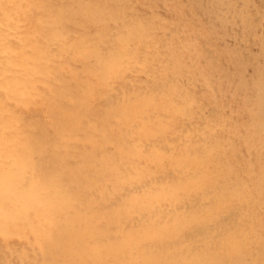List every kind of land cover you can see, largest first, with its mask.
I'll return each instance as SVG.
<instances>
[{
  "label": "bare ground",
  "instance_id": "bare-ground-1",
  "mask_svg": "<svg viewBox=\"0 0 264 264\" xmlns=\"http://www.w3.org/2000/svg\"><path fill=\"white\" fill-rule=\"evenodd\" d=\"M31 2L0 0V264H264L260 197L264 187L257 176L262 175L263 161L253 187H239L234 183L236 179L227 187L223 185V195L219 194L218 199L216 193L211 195L214 190L209 187L215 186L216 166L228 162L215 156L219 152L223 156L226 147L211 146L207 139L209 143L203 142L206 148L201 147L202 158L200 153L197 155L196 148L201 152L197 139L203 136L199 137L203 115L183 113L184 102L179 96L175 103L169 100L172 94L164 91L166 83L161 85L165 81L161 74L169 69L168 65H159L158 76L144 71L145 80L137 74L144 65L150 69V59L156 58L162 44L158 43L160 48L150 55V51L131 42L134 31L130 33L125 24H119V29L106 32L112 50L103 56L107 45L100 43L99 51L94 50L96 43L84 40L90 37L86 30L85 37L77 34L86 44L81 47L80 41L77 46L72 41L81 39L74 36L78 30L77 26L73 29L74 23L69 28L63 24L51 28L49 17L47 20L43 15L45 21L39 16L40 11L46 14L45 10L39 11ZM55 10L50 11L59 8ZM94 10L100 13L99 8ZM81 15L79 20H83ZM67 16L62 20L66 21ZM77 49L82 50L81 55ZM181 49L187 50L185 45ZM89 52L94 54L91 58ZM75 63L81 65L80 70ZM70 89L76 90L75 97L69 95ZM254 103L252 108L257 106ZM179 113L191 126L189 130L188 125L184 130L169 122ZM256 115L258 128L253 121L252 125L260 145L264 118ZM208 117L212 121V116ZM210 128L208 133L214 130ZM209 136L215 138L213 132ZM250 144L248 148H258ZM230 152L227 160L234 157ZM227 164L221 169L230 167ZM59 168L64 169L62 176ZM230 171L219 176L230 179ZM76 185L78 188L71 191ZM203 186L208 194L202 191ZM254 191L258 197L250 200L249 194ZM231 200L240 205L235 208ZM216 204L233 210L222 215L227 211H218L221 208Z\"/></svg>",
  "mask_w": 264,
  "mask_h": 264
},
{
  "label": "rangeland",
  "instance_id": "rangeland-1",
  "mask_svg": "<svg viewBox=\"0 0 264 264\" xmlns=\"http://www.w3.org/2000/svg\"><path fill=\"white\" fill-rule=\"evenodd\" d=\"M45 1L47 2V0H37V2H36V0H32V2H31L33 4L34 8L39 9V11H40V9L45 10L46 14H48V15H46V14H44V11H40L39 16H41V20L44 19L46 21L45 18H47V20H48V17H49V19H50L49 25L51 26V28H54L56 26H57L56 28H58V26L60 28L61 24H63L62 26L67 27V28L74 25L73 29H75V27L77 26L76 28L78 30L75 29L77 31H76V34L74 36L75 37L77 36V39L79 37V39H81V40L75 39L72 41V43L77 44V46H78V44H80V41H81V47H83L82 43L84 45L86 44L85 41H82L83 40L82 36L83 37L86 36V33H84V32H86V30H87V33L91 38L89 37L88 38L89 40H88L85 37L86 39L84 38V40L94 42V44L96 43L97 46H96V49L94 48V50L99 51V48H100L99 45L101 43L103 45H107V47H108V48L107 47L105 48L106 50H103V56L107 53H111L112 47L110 45L111 43L108 41V38L106 36V32L108 34L109 29H115L116 27H120V26L123 27L122 25L125 24L126 25L125 28H128L129 31L131 30L130 33H133V31H134V34L131 35L132 36L131 42H134L135 43L134 45H138V46L140 45L139 47L144 48L146 51H150L151 52L150 55H152V53L158 51V48L162 47L159 49V52L162 51L161 54L158 52L157 53L158 55L156 56V58L152 57L150 59V61H151V62H149L150 63L149 64L150 69L148 67L146 68V66L144 65L143 67H141V69L138 71L137 74H140V77L145 80L146 72L148 73L149 70L151 71V74L158 76V75H160L159 74L160 73L159 72V70H160L159 65L160 64L168 65L169 69L166 72H163V74H161V75H163L164 80H165L163 83H161V85L166 83L164 91L168 92L169 94L170 93L172 94V97L169 100L171 102L175 103L177 96H179L180 99L183 100L182 102H184V105L182 106L183 107L182 109L184 110L183 113H185V112L187 113L188 111H192V112H196V114H199V116L203 115L201 117V119L203 118L204 125L202 124V126L206 127L208 124H210L211 128L214 127L213 128L214 130L213 131L209 130V133L206 130H208V128H210V126L208 128L207 127L206 128L200 127L201 131L199 130V137H200V135H203V136H201L200 139H197V142L200 143L199 148H200L201 152H199L196 148L197 155H198V153H200L199 155L201 157L202 156L201 154L203 152L201 149L206 148L203 146L204 143H205L204 145H206L207 143H209V141H211V146L213 144H215L218 147H221L222 145L224 148L226 147L225 150H222L224 153L223 156L220 154V152L215 156L216 158L219 157L220 158V159L218 158L219 160L225 159L226 162L228 161L227 162L228 164L223 163V165H222L221 163H218L219 165L216 166L215 174H217V175H216V179H215V186L213 188L209 187V188H211L210 191H212V189L214 190V192L211 195L216 193L215 195H218V196H216L218 199L219 196L223 195L222 191L225 189V188L223 189V185H224V187H227L228 184H230L229 182L234 181L236 179L237 180L234 181V183L239 187H241L242 184H245V185L247 184L248 187H253L252 185L256 180L255 179L256 175L260 172L258 169H260L262 161H263L262 162V175L259 173L257 176H260V179L263 180V182L260 180L259 184L262 182V184H263L262 186L264 187V179H262V178H264V174H263L264 173V170H263L264 169V131H263L264 130V123L262 124V132H263L262 133V140L263 141L261 142V144L263 146H261V144L258 145L259 144L258 138H256V134L254 133L255 131H253V130H256V128L254 127L255 129H253V125H252L254 120H257L256 118L258 116L256 114H258V115L262 114L261 118L262 117L264 118V116H263L264 115V85H263L264 83L262 82L264 80V76H263L264 75V61H263L264 60V54H263L264 53V0H127V1L126 0H119V2H118V0H110V2H109V0H107V1L104 0L105 1L104 3H107V4L102 3L103 0L102 1L90 0V2H88V0H73V1L72 0H65V1L61 0V2H60V0L59 1L58 0H55V1L54 0H52V1L48 0V3H46ZM124 1H126V2H124ZM52 2L54 4H51ZM55 2H57V3H55ZM94 2H96V3H94ZM58 3H60V6ZM85 3H87L88 5H90V4H92V5L87 6V4H85ZM111 3H113L112 6H111ZM43 4H45L46 8L44 7ZM47 4H50L48 8H47V6H48ZM55 4L58 5L59 10H57L58 8H57V5H55ZM97 4H98V6H96ZM114 4L118 8H116ZM130 4H131V7L129 6ZM99 5H100V7H99ZM105 5L106 6L108 5L111 8L108 6L106 7ZM127 5L129 8L126 7ZM170 5H172V6H170ZM77 6H78V8H77ZM92 6H95L96 8L95 7L93 8ZM90 7H92V9ZM103 7L104 8L106 7L107 10H105L106 8L104 9ZM53 8H54V10L56 9L57 11L55 10L56 12L51 13L52 11H54ZM98 8L100 9V13H98L99 11L94 10V9H98ZM178 8H180V10ZM49 9L52 11H50ZM131 9H132V12H131ZM60 10H61V12H60ZM67 11H68V13H67ZM72 11H74L75 13L77 12V15H76L77 17L75 16L77 19L74 18V16H73L74 12L72 13ZM106 11H108V13H106ZM48 12L51 14H49ZM63 12L66 14L63 15L64 14ZM124 12H125V15H124ZM145 12L147 14H145V16L143 17ZM149 12H150L151 17L149 16ZM151 12L152 13L155 12L157 14H155V13L151 14ZM175 12H176V14H178V16L175 14ZM55 13L57 14V16ZM75 13H74V15H75ZM105 13L107 15H105ZM60 14H62V15H60ZM79 14L80 15L82 14L81 16H83V20H79L82 18V17H80ZM43 15L45 16V18ZM49 15H51V18ZM84 15L88 18V20H87L88 22L84 19V18H86ZM127 15H133V16H127ZM135 15H136V17H135ZM66 16H67V20L66 21H64L65 19L62 20L61 17L66 18ZM88 16L91 18H89ZM122 17L125 19H123ZM155 17H157V18H155ZM178 17L181 18L182 20L179 19ZM72 18H73V20H72ZM100 18H101V21L95 20V19L99 20ZM130 18H132V19H130ZM68 19H70V20H68ZM61 20H62V22H61ZM139 20H140V22L138 23ZM79 21H81V22L78 23ZM91 21H92V23H91ZM96 21L99 23H97ZM190 21H191V23H190ZM122 22H126V23H122ZM93 23H95V24H93ZM100 23H102V24H100ZM155 23H157V24L155 25ZM54 24L56 26H52ZM81 24L91 25L90 26L91 28L87 27L85 25L83 26ZM111 24H112V26L109 27ZM119 24H120V26H119ZM128 24H130V25H128ZM145 24L149 25V26L147 27ZM103 25H104V27L102 28ZM143 25H145V26L143 27ZM96 26H98L97 28L99 30L96 29ZM183 26H185V27H183ZM45 27L48 28L47 25ZM45 27H43V28H45ZM106 27H108V28L105 29ZM169 27H171V28H169ZM79 29L82 32L83 31L84 32L82 33ZM116 29H119V28H116ZM138 29L141 31H139ZM175 29H176V31H175ZM159 30H160V32H159ZM102 31L104 34H102ZM202 32H203L204 36L201 35ZM77 34L82 35L81 38ZM143 34H145V35L147 34V35L144 37ZM153 34H156L157 37ZM112 36H113V34H111V37ZM259 36H261V37H259ZM104 37L107 40H105ZM161 37H162V39H159ZM180 38H181V42L179 40ZM94 39L96 41H94ZM174 39H175V41H174ZM105 41H107V42L103 43ZM143 42H145V43H143ZM148 42H150L149 47H148ZM158 43L160 45L161 44L162 45L159 47ZM90 45H92V44H90ZM183 45L186 46L187 50L181 49V47H183ZM130 46H133L132 43H130ZM165 47H167V48H165ZM156 48H157V50H156ZM164 50H166L167 55H166V52H164ZM80 51H82V50L81 49L76 50V52L78 54H80ZM136 51L140 52L142 50H138L136 48ZM171 52L173 53L174 58H173ZM91 54L94 55L92 52H89V58H91V56H92ZM82 55H85V53L82 52ZM145 55H147V54H145ZM184 55H187V56H184ZM192 56H193V58H192ZM161 58L162 59L164 58L163 62L161 61ZM92 59H94V58H92ZM174 59H175V61H174ZM155 60H157L158 62ZM70 62H72V61H70ZM152 64H155V65H152ZM74 66H76L79 70L81 68V65L79 64V66H80L79 67L78 63H75ZM174 66H175V68H173ZM144 67H145V69H144ZM151 69L153 70V72ZM144 71H146V72H144ZM261 71H263L262 72L263 75H262ZM171 72H172V74H171ZM182 73H183L184 77L181 75ZM204 74L205 75L207 74L206 77L204 76ZM232 74H233V76H232ZM222 76H223V78H222ZM259 78H261V79L259 80ZM259 81H261V82H259ZM256 82H258V83H256ZM260 83L262 84V88H260L261 91L259 90V88H257V87H261L259 85ZM69 85L71 87H73V85H71V84H69ZM175 87H177V88L175 89ZM70 91L71 92L69 93V95H72V97H75V94H77L76 90L70 89ZM73 91H75V92L72 93ZM258 96H263V97L261 98ZM259 99L263 103L262 102L259 103L260 102L259 101L257 104V101ZM261 99H263V100H261ZM254 102H256V103H254ZM253 103L255 106L256 105L257 106L252 108ZM260 104H262V105H260ZM260 106H262L263 111L258 110V109H260ZM200 110H202V111H200ZM229 110L230 111L232 110L231 111L232 114H230ZM249 112H251V113H249ZM208 115L210 117L212 116V118H213L212 121H209L211 118L208 119L209 118ZM221 115H222V117H223V115H225L224 116L225 120L223 119L225 122H223L224 124L221 123V125H219L220 121L221 122L223 121L221 119L222 118ZM175 116L172 117V119H171L172 121L169 120V122L173 125L175 123L178 125H181V127L185 128L184 130H186L188 124L186 121H184L185 119H183V118H185V116L182 115V113H179V116H177V117H175ZM254 116H255V119H254ZM259 118H260V116H259ZM207 122H208V124H207ZM256 122H258V121H256ZM262 122H264V120ZM212 123H214V124H212ZM235 124H236V126H235ZM182 125H184V126H182ZM251 125H252V128H251ZM255 125H256V123H255ZM256 127L258 128V125H256ZM190 128H191V126L188 125L187 130H189ZM248 128H250L251 130L250 131L247 130ZM202 129L203 130L205 129L204 132ZM211 131L214 133L215 138H213V136H209V134L212 133ZM252 131L254 134L252 133ZM231 132H232V134H231ZM204 133L206 135L208 134V136L204 137ZM246 133H248L249 137ZM252 135L255 137L253 138ZM100 136H103V135H100ZM101 138H103V137H101ZM207 139H209L208 142H206ZM250 139H253L254 141H255V139H257V140L255 142H253V140H250ZM243 140H245L246 143L249 142V146H247L248 143L245 145ZM224 141L227 142L228 145H225L226 143ZM222 143H224V144H222ZM250 143H252V145L254 143L257 144L259 150H258V148H256L257 146L254 147L256 150L253 149V146H255V145H253L252 148H248L251 145ZM242 145H245L246 147L242 146ZM227 148H229V149H227ZM248 149H250V150H248ZM217 150H219V148ZM226 150L228 152L232 151L234 153L233 154L234 157H232L231 160H230V158H228V160H227V155L229 154L231 156L232 154H230L231 152L225 153ZM234 150H235V152H234ZM236 150H238L239 152ZM254 150L259 151L258 152L260 155L259 158L257 157L258 153H255ZM249 151L251 154L249 153ZM246 152L248 153V155ZM243 153H244V155H242ZM249 156L251 159H249ZM254 156H256V157H254ZM234 159H236V160H234ZM246 159H248V160L246 161ZM258 160L259 161L261 160V161L259 162ZM255 161H258V162L256 163ZM235 162L236 163L239 162V164L237 165V164H235ZM246 162L251 163V164L253 163L252 164L253 166L251 164L247 165ZM226 164L229 165L230 167L227 166L228 168H226L224 170L221 169ZM239 165L241 166V168ZM220 166H222V167H220ZM249 166H250V168L251 167H253V168L252 169L247 168ZM45 167H46V169H50L51 166H48V167L45 166ZM59 169H58V172H59V174L61 173L60 176H62L64 169H61V168H59ZM227 170H229V171L232 170L228 174L229 176H227V177H230L231 180L229 178L228 179L227 178L222 179L223 177H220L221 174L223 175V172L225 173V171L227 172ZM242 172H243V174H242ZM253 172L255 174H253ZM234 173L238 175V176L235 175V176H237L235 179H234ZM219 174H220V176H219ZM247 174H248V176H247ZM211 175L213 176V174H211ZM219 179H221V180L219 181ZM226 179H227V181H226ZM252 179H254V180H252ZM223 180H225V181H223ZM201 181H203V179ZM217 182H219V183L222 182V183H220V184H222L221 185L222 188L220 187L219 183L217 184ZM224 183H226V184H224ZM218 185H219V187H217ZM255 186H256V184H255ZM74 187L71 188V191L78 188L77 185ZM215 187H217V188H215ZM204 188H205V186L202 187V191H204L205 193L208 194V192H207L208 188L207 189L205 188L206 190ZM254 192L256 193V191H254ZM254 192H252L250 194L247 193L250 196L249 195H246V196H249L248 198L250 200H254L253 198L258 197L257 193L255 194ZM219 194H221V195H219ZM251 195H252V197H251ZM216 197H215V199H216ZM260 197H262V201H263L262 211L264 212V198H263L264 197V189L263 188H262V196H260ZM231 201H233V200H231ZM237 202L238 201H233V203H232L235 208H237L240 205V203L239 202L237 203ZM216 206L220 207V205H217V204H216ZM221 206L223 207L224 205L221 204ZM222 207H220L221 209H219L218 211H220V212L227 211V212H222L221 213L222 215H223V213L224 214L229 213L228 211L233 210V208L231 209V207H230V209H229V207H226V209H222ZM235 214H237V213H234V215Z\"/></svg>",
  "mask_w": 264,
  "mask_h": 264
}]
</instances>
